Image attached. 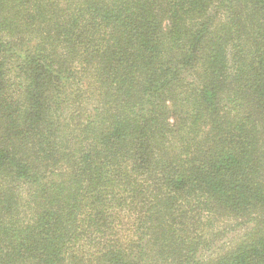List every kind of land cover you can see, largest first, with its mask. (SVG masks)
I'll return each instance as SVG.
<instances>
[{"label":"trees","instance_id":"trees-1","mask_svg":"<svg viewBox=\"0 0 264 264\" xmlns=\"http://www.w3.org/2000/svg\"><path fill=\"white\" fill-rule=\"evenodd\" d=\"M0 264H264V0H0Z\"/></svg>","mask_w":264,"mask_h":264}]
</instances>
